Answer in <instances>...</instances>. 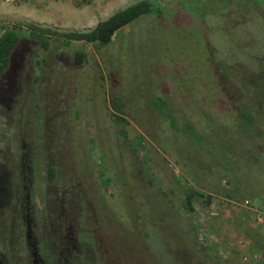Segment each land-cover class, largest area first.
<instances>
[{
  "label": "rangeland",
  "instance_id": "rangeland-1",
  "mask_svg": "<svg viewBox=\"0 0 264 264\" xmlns=\"http://www.w3.org/2000/svg\"><path fill=\"white\" fill-rule=\"evenodd\" d=\"M140 1L0 0V25L89 32ZM151 1L164 17H142L111 45L61 39L44 51L27 37L15 53L0 82V263L264 264L257 247L264 241V175L244 178L241 157L226 183V153L193 141L186 130L191 124L208 136L238 125V108L264 61V0L248 8ZM78 52L85 54L82 65ZM114 97L123 101L127 123L113 121ZM142 136L135 154L132 145ZM236 139L244 147L249 140ZM261 144L247 149L258 158ZM102 167L114 187L102 186ZM236 186L251 203L245 214L237 212L247 220L218 211L228 208L224 196ZM189 187L214 203L186 213Z\"/></svg>",
  "mask_w": 264,
  "mask_h": 264
},
{
  "label": "trees",
  "instance_id": "trees-1",
  "mask_svg": "<svg viewBox=\"0 0 264 264\" xmlns=\"http://www.w3.org/2000/svg\"><path fill=\"white\" fill-rule=\"evenodd\" d=\"M217 2L227 3V4H234L239 8H248L252 4L253 1L257 0H216ZM88 2V0H87ZM86 2V3H87ZM155 2V1H154ZM155 3L151 0H142L134 5L129 6L128 8L116 13L115 15L111 16L109 19L98 23V25L89 32H61L59 30H54L51 28H45L43 26H39L33 23H18V24H11V25H0V82L5 78V76L10 71L12 66V62L14 59L15 53L21 47L22 41L24 39L31 38L38 42L39 46L44 51H48L52 41H59L64 39L69 43L70 41H78L84 42L88 44H93L101 47H105L114 43L117 34L133 22L141 19L142 17L153 13L157 18L164 17V8L163 7H155ZM24 27H27L24 29ZM99 44V45H98ZM85 61V54L84 52H78L76 54L75 62L78 65H82ZM220 67L223 71H230V68L225 64H220ZM254 83V82H253ZM261 84L264 85V78L261 80ZM254 87L252 93L248 92V99L247 103L241 105L238 108V125L235 126V129L229 128L233 130L232 133H224L223 130L228 128H220L218 130H213L207 134H198L197 130L191 124H188V129L190 133H187L189 137L195 141L199 142L200 144H204L206 146H212V148H217L220 151H224L226 153L228 159L226 161L227 166L225 164V169L228 173H225V178L227 179L226 183L231 184V179L229 178L230 174L234 173V165L232 162L238 161L241 157L245 158L248 166L245 169H242V174L244 178H250L252 180L251 175L255 174H263L264 175V153L258 154L259 157L256 158L255 155H252L253 151L247 149V145L252 141H260L263 142L264 146V130L261 129V126L264 124V90L259 89L257 86ZM113 106L117 113L112 112L111 116L113 115V121L120 125L123 123H127L123 115L125 113L124 110V103L119 97L113 98ZM155 104L162 109L166 102L164 100L155 101ZM154 104V105H155ZM174 129H176V125L174 122H171ZM191 125V126H190ZM124 136L126 132H121ZM246 136V140H248L246 147L236 144V137ZM95 141V137L91 139V143ZM145 143V139L139 137L136 139V144H133V153L141 149V145ZM141 144V145H140ZM262 153V152H261ZM99 154L102 155V163L107 162L106 154L102 149L99 148ZM256 159L258 162L252 161ZM263 164V165H262ZM50 168V169H49ZM49 170L47 171L48 178L50 180H54L55 177V169L53 166H49ZM100 172L102 173V186L106 188L114 187V184L111 177L107 176V171L104 167L101 168ZM176 178H178V182L181 183L184 181L182 174L174 173ZM183 183V182H182ZM161 194L169 197L171 196L170 191L167 189H163L160 191ZM253 197L257 195L250 192ZM224 202L225 206H228L226 209H222L219 206V212L222 211L229 219L231 217H237L238 219L242 218L241 216L237 215V212L240 211L245 214L247 212V208L251 206L249 200L243 199V196H240V187L236 186L233 191H229L225 194ZM215 201V198L211 196V194H207L204 190L198 187H189L185 191V198L182 201V208L183 210L191 215L197 214V206L206 204V207L209 208ZM239 203L243 204L242 207L233 206L234 204L239 205ZM246 206L247 208H244ZM222 207H224L222 205ZM235 208V209H234ZM264 209V208H261ZM208 215L210 210L207 209ZM264 215V214H263ZM140 218V217H139ZM223 218V215L221 219ZM247 220L246 218H242ZM258 250H264V241L257 242Z\"/></svg>",
  "mask_w": 264,
  "mask_h": 264
},
{
  "label": "flooded vegetation",
  "instance_id": "flooded-vegetation-1",
  "mask_svg": "<svg viewBox=\"0 0 264 264\" xmlns=\"http://www.w3.org/2000/svg\"><path fill=\"white\" fill-rule=\"evenodd\" d=\"M261 62V61H260ZM260 69H261V71L259 72V77L258 78H256L253 82H254V86H257L259 89H263L264 90V85H262L261 84V80H262V78H264V61L263 62H261V64H260ZM243 83H244V85L246 86V91H247V89L249 88V86H250V84H248L247 82H246V76H244L243 75ZM251 90L253 91L254 90V87H251ZM246 96H247V98H246V100L248 99V93H246ZM245 100V102L243 103V105L244 104H246L247 103V101ZM0 264H3V263H0Z\"/></svg>",
  "mask_w": 264,
  "mask_h": 264
},
{
  "label": "built area",
  "instance_id": "built-area-1",
  "mask_svg": "<svg viewBox=\"0 0 264 264\" xmlns=\"http://www.w3.org/2000/svg\"><path fill=\"white\" fill-rule=\"evenodd\" d=\"M7 3H16L22 0H5Z\"/></svg>",
  "mask_w": 264,
  "mask_h": 264
}]
</instances>
